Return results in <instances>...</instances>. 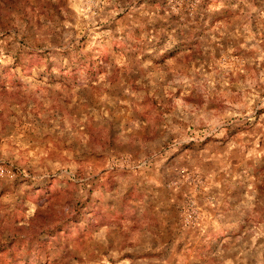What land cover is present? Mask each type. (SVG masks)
<instances>
[{
  "label": "rangeland",
  "instance_id": "1",
  "mask_svg": "<svg viewBox=\"0 0 264 264\" xmlns=\"http://www.w3.org/2000/svg\"><path fill=\"white\" fill-rule=\"evenodd\" d=\"M0 264H264V0H0Z\"/></svg>",
  "mask_w": 264,
  "mask_h": 264
}]
</instances>
